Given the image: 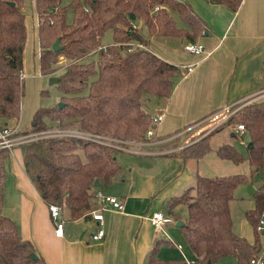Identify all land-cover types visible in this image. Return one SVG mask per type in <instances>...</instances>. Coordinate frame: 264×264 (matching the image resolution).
Wrapping results in <instances>:
<instances>
[{"label":"trees","instance_id":"1","mask_svg":"<svg viewBox=\"0 0 264 264\" xmlns=\"http://www.w3.org/2000/svg\"><path fill=\"white\" fill-rule=\"evenodd\" d=\"M40 43L39 66L43 74L67 60L57 84L63 92L59 103L38 107L30 128L17 133L49 128H75L131 142L145 141L155 127L145 106V96L168 97L181 73L176 64L148 48L152 36H179L196 42L207 31V23L185 0H35ZM237 11L243 0H208ZM26 0H0V128L18 119L24 95V51L28 28ZM159 7V8H157ZM72 20H68L69 10ZM140 22L133 27L132 22ZM112 31L114 42L104 46L102 38ZM60 37L61 48L53 49ZM138 44H142L140 46ZM97 52L96 60L82 59ZM61 69V68H60ZM87 90V92H84ZM147 100V99H146ZM208 116V115H207ZM2 121V122H1ZM243 123L249 135L247 154L234 144H222L217 154L251 165V175L198 174L195 184L169 199L168 214L183 222L180 227L194 258L166 259L153 247L147 264H218L228 255L237 264H251L264 258L258 225L264 213V181L253 193L255 206L246 216L255 231V240L233 230L231 201L237 188L264 173V97L246 103L217 128L181 148L186 158L200 159L211 150V136L225 125ZM235 136L238 132L233 130ZM27 174L45 201L57 203L73 218L86 217L97 206L92 191L112 182L122 165L123 151L116 145L78 137L45 136L21 145ZM10 149H0V264H50L34 242L21 235L18 224L3 212L4 185ZM186 205L185 217L176 209ZM168 241V240H167ZM166 241V242H167ZM169 242H171L169 240ZM168 242V243H169Z\"/></svg>","mask_w":264,"mask_h":264},{"label":"crops","instance_id":"2","mask_svg":"<svg viewBox=\"0 0 264 264\" xmlns=\"http://www.w3.org/2000/svg\"><path fill=\"white\" fill-rule=\"evenodd\" d=\"M185 1L207 23V31L196 40L205 51L200 54L186 51L188 41L179 36H172L173 40L159 36L150 38L148 48L179 66L181 73L175 79L170 96L148 98L150 101L146 106L151 109L152 116L162 115L155 124L154 133L145 141L134 142L132 150L118 152L122 165L120 172L110 184L95 186L117 196L123 203L120 210L112 205H106L103 210L106 229L103 238H91L99 221L92 219L90 214L73 218L67 209L64 236H57L49 204L26 172L22 147L16 145L10 149L3 212L18 224L21 235L32 240L50 264H147L153 247L161 239L168 241L161 244L159 257L194 258V252L177 225L178 220L174 218L165 224L164 230H159L151 220L153 212L168 214L169 199L195 184L198 174L251 175L248 160L235 163L217 154L219 145L232 142H211L215 133L210 139L211 150L200 159H184L180 150L217 125L206 128L203 122L208 117L256 95V98L264 95V0H243L237 11L208 0ZM27 59L24 51V79ZM188 65H192L191 71H188ZM17 124L16 121L12 125L10 120L8 127L24 128L16 127ZM230 128L231 136L247 135L249 138L247 133L239 132L235 124ZM256 176L259 175L254 173L249 181H254ZM98 190L93 189L94 197ZM242 198L235 192L231 201L233 230L254 242L255 231L246 211L253 208L255 202L253 195L248 201ZM234 202L241 206L238 216L233 212ZM99 206L97 202L94 208ZM260 232L264 253V230ZM229 256L220 259L218 264H237V258Z\"/></svg>","mask_w":264,"mask_h":264},{"label":"rangeland","instance_id":"3","mask_svg":"<svg viewBox=\"0 0 264 264\" xmlns=\"http://www.w3.org/2000/svg\"><path fill=\"white\" fill-rule=\"evenodd\" d=\"M24 9H25V14H26V24H27V28H28V42H29V46L26 47L25 49V54L27 53L28 55V59H27V63H26V67H27V71H26V76L24 79V95L22 96L21 99V110H20V118L17 119H13L12 120V125L16 124V121L18 122L16 127H24V128H19L17 131H25L27 129L30 128V124H31V119H32V115L34 113V111L41 106H50V105H55L56 103H60L61 98L63 97V92L61 91V89H59V87L57 86L56 83H51L50 82V77L52 75L54 76H59L63 71L66 65H67V60H65V58L63 56H61L59 58V60L56 61L57 65H59L58 67H55L54 70L52 72H50L49 74H43L42 71L40 70L39 67V52H40V43L38 40V15H37V11H36V1L35 0H26L25 4H24ZM72 16H73V10H69L68 12V20L71 21L72 20ZM137 25V28L140 27L142 24L140 22H133ZM171 40L174 39V37L169 36L167 37ZM164 38V39H167ZM175 39H178L175 37ZM171 40H166V41H171ZM114 42L113 39V35H112V31L111 30H107V32L105 33V35L102 38V44L104 46L108 45V44H112ZM97 52H93L90 55L85 56L82 61L83 62H89L92 60H96L97 59ZM61 68V69H60ZM25 73V72H24ZM39 73H42L41 75ZM24 78V77H23ZM84 92H87V90H85ZM257 96V95H256ZM256 96L250 98L248 101L244 102L241 101L240 103L231 106L230 108H228L226 111H220L218 113H215L214 115L208 117L205 121L203 122L205 123L206 128H211L213 125H215L217 123V125L213 128H217L218 126H220L222 123H224L227 119H230L231 116L235 113H237L240 109H242V107L251 101H255L258 99H261L264 97V95H259V97L256 98ZM256 98V99H255ZM145 106L147 104V102H149L150 100L148 99V96H145ZM147 99V100H146ZM146 108L148 110L151 111V109H149L148 106H146ZM55 128V127H52ZM72 129V128H70ZM75 129V128H73ZM211 129V130H213ZM210 130V131H211ZM44 130L41 131H36V132H40V134H43ZM17 133L18 135H22L23 133ZM27 133H31L30 131ZM231 128L230 125H225L223 128L219 129L214 135V137L212 138L213 143H218V142H232V144H234L240 151L242 152H246L247 151V143H248V136L247 135H243L240 136L239 138L231 136ZM226 140V141H225ZM230 140V141H229ZM19 146L22 145L18 144ZM15 147V146H14ZM133 147V146H132ZM2 148V146L0 145V149ZM11 149V148H9ZM127 157V156H126ZM124 157V159L126 158ZM259 176L254 177V181H249L247 183H244L242 185H240L236 191V194L238 196H243V198L241 200H245L248 201V198L252 197L253 192L255 190V186L260 185L263 181H264V173H256ZM211 175H214L213 173H211ZM97 188L99 187H95L94 190H98ZM105 190L109 191L108 188L105 186ZM235 205V206H234ZM178 211L184 216L187 214V207L186 205H182L180 206V208H178ZM233 212L235 214V216L239 215L241 213V206L239 204H233ZM230 258H233L232 255L229 256ZM227 262V261H226ZM221 264V262H220Z\"/></svg>","mask_w":264,"mask_h":264},{"label":"built area","instance_id":"4","mask_svg":"<svg viewBox=\"0 0 264 264\" xmlns=\"http://www.w3.org/2000/svg\"><path fill=\"white\" fill-rule=\"evenodd\" d=\"M132 26L137 27V25L133 22H132ZM138 45L143 46L142 44H138ZM185 50L194 54H200L205 51L204 46L196 42H188L185 45ZM187 69L188 71H191L193 69L192 65H188ZM228 108L229 107H226V109ZM161 119H162V115L153 116V122L155 124ZM236 129L239 132L244 133L245 125L243 123H239L236 125ZM17 130L18 129H13L11 127H6L4 129H1L0 145L2 147L13 148L18 144L21 143L23 144L32 139H37L39 137L60 136V137H78L83 139H91L105 144L116 145L118 148L124 150H132L131 146L127 147L124 145V144H131V142L123 141L118 138L110 137L104 134H96V133L73 129V128L72 129L49 128L47 130H44L43 134H40V132H31V133H24L22 135H18ZM153 133H154V127H151L147 131V136H150ZM95 197L97 198L100 206L92 209L89 212V214L92 219L99 221L96 231L91 234V238L93 240H98L103 238L106 234V229L104 227V213H103V210L106 209V205H112L114 209L120 210L123 208V203L117 196L107 194L102 190H98L97 192H95ZM49 210H50V215L55 223V234L59 237H63L65 232L64 230L65 223L67 221L65 208L60 204L50 203ZM151 220L156 229L164 230L165 224L174 221V218L171 215L164 213L163 211H155L151 216ZM258 230L259 231L264 230V213L258 225ZM179 246L181 247L180 244ZM263 263H264V258H262L261 256L254 257L253 259H251V264H263Z\"/></svg>","mask_w":264,"mask_h":264},{"label":"water","instance_id":"5","mask_svg":"<svg viewBox=\"0 0 264 264\" xmlns=\"http://www.w3.org/2000/svg\"><path fill=\"white\" fill-rule=\"evenodd\" d=\"M60 48H61V46H60V37H59V38L55 41V43L53 44V49H54L55 51H57V50H59ZM59 80H60V77H59V76H54V75H52V76L50 77V82H51V83H58ZM59 104H60V106H62L63 103L60 102ZM95 186H99V182H98V181L96 182ZM182 223H183V222L178 221L177 225H178V226H181ZM208 264H211V263H208Z\"/></svg>","mask_w":264,"mask_h":264}]
</instances>
